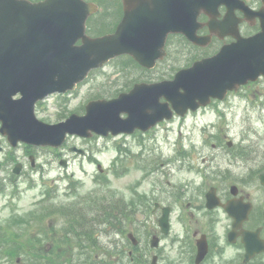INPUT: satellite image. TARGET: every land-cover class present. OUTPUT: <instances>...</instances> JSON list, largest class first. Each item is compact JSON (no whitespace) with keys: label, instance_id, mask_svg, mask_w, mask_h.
Here are the masks:
<instances>
[{"label":"rangeland","instance_id":"obj_1","mask_svg":"<svg viewBox=\"0 0 264 264\" xmlns=\"http://www.w3.org/2000/svg\"><path fill=\"white\" fill-rule=\"evenodd\" d=\"M95 1L100 4L103 0ZM109 15L110 11L103 9L92 24L105 26ZM122 62L117 63L118 68L113 64L116 74L111 67L91 73L76 88L66 114L80 112L84 103L95 95L110 96L109 92H116L118 89L111 90V86L119 84L122 78L117 70L132 71ZM181 62L180 66L188 61ZM55 103V100L47 102L49 113H54L51 120L58 119L63 110ZM228 142L232 143L230 147ZM70 143L84 149L85 157L69 154V164L62 168L54 156L56 151L45 150L38 159L44 170L33 178L26 174L17 190L7 189L0 196V225L6 222L3 228L10 231L9 227L21 220L36 223L28 215L36 213V204L49 193L52 207L58 205L68 210L65 206L72 204L77 212L92 218L90 223L100 227L97 242L101 251L96 253L107 248L110 259L116 261V245L122 242L128 247L125 230L134 232L137 228L144 241L155 233L159 213L152 209L154 203H159L171 209L170 232L162 241V252L173 256L177 245L172 243L176 239L190 236L194 231L212 237L226 229L228 221L221 212L208 213L203 207L202 194L209 187L215 186L223 196L231 184H236L256 204L260 203V188L257 182L249 181L248 175L260 168L264 154V81L231 93L222 102L190 113L184 119L161 123L145 134L135 132L90 141L72 139ZM97 165L102 172L97 170ZM14 194L13 199L6 197ZM119 218L128 222L120 226L122 234L115 236L106 224H114ZM13 243L24 251L39 250L28 242ZM1 255L0 251V264H15L16 258L6 260ZM102 258L98 255L94 260L101 263ZM150 258L148 254L146 264H150ZM57 260L63 264L64 256L49 258L48 264Z\"/></svg>","mask_w":264,"mask_h":264},{"label":"water","instance_id":"obj_2","mask_svg":"<svg viewBox=\"0 0 264 264\" xmlns=\"http://www.w3.org/2000/svg\"><path fill=\"white\" fill-rule=\"evenodd\" d=\"M160 1L164 2L125 0V21L117 32L86 41L84 24L86 18L97 10L94 4L82 0H43L37 3L0 0V63L11 70L25 69L37 79L46 76L49 83L53 71L59 70L60 80L71 83L87 68L125 52L143 63L137 47L148 41L154 30L151 25V29L142 31L141 23L134 22V15H140L137 19H149L147 10L151 9L153 16L167 15L168 11L160 5ZM195 1L184 0L188 7ZM193 17V14L187 15L188 20ZM185 33L192 39V31ZM78 38H82L84 43L74 47ZM263 46L264 27L261 33L240 40L217 57L195 63L192 68L179 72L173 81L136 86L129 94L120 95L113 101L92 102L87 107L86 117L73 118L53 128L43 126L40 133V127L28 126L25 130L42 144L59 143L66 132L84 135L87 129L103 135L109 131L112 134L131 133L135 128L147 130L156 122L171 118L168 103L176 114L184 115L187 109L195 110L199 105H205L210 97L222 99L228 89L256 80L262 74ZM23 60L25 65L17 62ZM160 98L166 99V102L160 103ZM121 112L128 113V118L121 120ZM260 179L264 184V175ZM206 199L208 208L216 205L213 189L207 193ZM168 213V208H164L160 219L164 232L168 226ZM198 245L200 256H203L206 245L203 241Z\"/></svg>","mask_w":264,"mask_h":264},{"label":"flooded vegetation","instance_id":"obj_3","mask_svg":"<svg viewBox=\"0 0 264 264\" xmlns=\"http://www.w3.org/2000/svg\"><path fill=\"white\" fill-rule=\"evenodd\" d=\"M93 1V0H87ZM165 5L167 7H172L181 4V0H166ZM121 7V9L119 8ZM118 9L121 10L118 23L121 21L123 16L122 5L118 4ZM227 11H232L233 19L237 22V30L241 37H248L260 31L261 16L264 15V0H213V8L208 10H200L197 15V21L200 27L197 29V34L200 36H208V43L205 47H210L212 45H223L230 43L232 39L224 38L220 40L214 33H221L219 29L212 30L208 26L209 17H215V21H220L223 19ZM119 15V14H118ZM214 26H212L213 28ZM168 42V41H167ZM65 150L58 154V161L66 158ZM38 148H33L22 143H18L16 146H11L7 138L0 133V181H7L12 176L8 173H12L14 170H18L24 175H35L41 172L42 165L38 162ZM7 171L8 175L2 179L4 173ZM218 194V192H217ZM261 201L256 204L254 199L250 197L249 194L243 192L241 189L237 190L236 198H242L244 202H251L252 208L248 215L247 220H241L239 225L234 228L235 221H240L242 215L239 211L233 212L232 216H229L222 207H217L212 210V213H220L224 215L228 221V225L223 233H216L212 237L208 236L206 233H199L194 231L192 236H186L185 239H179L178 247L174 251V255H164V253L159 250L161 246L155 248H149V240L153 236H158L157 231L153 233L147 241L139 240L136 236V242L129 241L132 248L127 250L129 256L133 253L138 256H147V249L151 256H157L156 264H195L196 256V235L199 233L206 234V240L208 243V253L205 258L200 262V264H264V250H260L264 246V187L261 186L260 190ZM219 200L225 204L227 200L231 199L232 196L228 193L219 195ZM236 217V218H235ZM138 220V219H137ZM84 219L78 218L71 222L80 223ZM140 221V220H138ZM121 223H127V219H119ZM121 232V229L115 227ZM259 229V241L254 244L255 254L246 260V248L249 245L243 238L245 231H256ZM137 232V228L133 229ZM232 232L231 237L229 233ZM169 235L161 238V241L168 237ZM231 251V254H227L226 251Z\"/></svg>","mask_w":264,"mask_h":264}]
</instances>
